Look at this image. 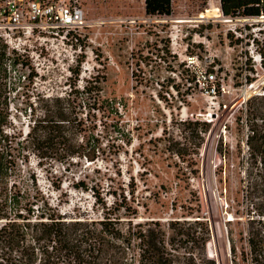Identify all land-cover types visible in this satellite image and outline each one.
<instances>
[{"label":"rangeland","instance_id":"rangeland-1","mask_svg":"<svg viewBox=\"0 0 264 264\" xmlns=\"http://www.w3.org/2000/svg\"><path fill=\"white\" fill-rule=\"evenodd\" d=\"M80 2L87 26L79 40H73L75 49L21 41L20 49L7 56L27 61L36 72L33 78L26 77L28 65L8 69V60L0 65V91H6L11 106V124L4 126L14 160L5 179L9 189L24 193L28 206L35 203L32 214H62L67 221L92 220L107 212L121 216L123 226L129 217L134 222L159 219L167 226L170 219L200 214L211 230L206 246L210 258L217 264H254L249 249L244 257L242 250L254 230L264 233V193L261 167L250 159L247 108L248 100L264 94V63L259 61L264 16L224 20L216 10L219 0H172L171 15L148 14L145 0ZM254 37L257 41L252 42ZM4 44L0 41V53ZM210 64H215V77L207 74ZM72 69H79V75ZM95 74L99 82L92 85L102 89L105 108L95 119L94 130L103 135L98 157L78 158L68 169L54 160L38 163L25 133L32 120L24 108L37 100L40 114L42 99L64 95L74 83L81 89L85 78ZM217 80L220 92L212 91ZM187 117L210 123L194 171L177 163L162 145L148 141L161 136L165 126L177 134L173 121ZM117 126L130 142L115 131ZM251 179L259 183L253 195L248 191ZM80 180L89 186L98 182L109 208L104 211L94 202L92 190L76 186ZM129 180L135 184L134 193ZM122 191L131 211L115 201Z\"/></svg>","mask_w":264,"mask_h":264},{"label":"trees","instance_id":"trees-1","mask_svg":"<svg viewBox=\"0 0 264 264\" xmlns=\"http://www.w3.org/2000/svg\"><path fill=\"white\" fill-rule=\"evenodd\" d=\"M219 3L223 15L229 18L264 16V0H219ZM145 9L151 15H171L172 0H145ZM255 41L256 37L252 39V42ZM167 46V52L171 53L170 41L167 42ZM260 54L264 63V51ZM5 60L13 65L29 64L21 57L7 56L6 49L0 53L1 66ZM214 66L215 64H210L207 73L214 74L216 71ZM249 69L253 71L252 66ZM72 72L76 76L79 75V69H72ZM34 75L36 72L32 70L29 76L33 78ZM90 77L85 78L86 82L81 84V89L74 83V88L70 92L42 99L40 114H37V100L31 102L28 108H24L25 112L29 110L32 120L27 135L30 137L31 148L38 158V163L49 159L59 162L68 169L73 160L78 158L94 160L98 157L103 135L95 132L94 127L97 128L95 119L96 113L105 112V108L102 105V89L98 85H92L93 82H99V74ZM253 79L247 76L248 82H252ZM213 91L220 92V81L215 82ZM1 94L3 99L0 98V264H217L214 257L210 258V254L207 255L206 246L210 243L211 230L208 222L200 214L193 215L192 219H170L167 226L159 219L134 222L130 217L123 226L124 220L121 216L107 212L100 214V218L92 220L83 218L68 221L63 219L62 214H44L43 211L32 214L35 212V203L32 202L28 206L25 194L20 190H10L5 181L14 160L7 149L5 142L8 139L4 132V126L11 124L8 118L11 106L6 91L1 90ZM78 94L82 96L80 102L77 100ZM85 97H94L93 102H87ZM255 98L264 100V94L248 100L247 142L252 164H259L262 170L260 190L264 193V104L253 105L252 100ZM86 108L88 110L85 111ZM92 122L95 126H92ZM173 123L179 129L177 134L169 132L165 126L161 130V136L154 138L151 136L148 141L157 147L162 145L164 152L178 159L177 163L186 164L194 171L196 157L204 143L205 134L209 131L210 123L188 117L175 119ZM117 127L115 131L121 133L123 140L130 142L131 139H126L128 133ZM32 180L35 181V177ZM128 184L132 187L129 191L134 193L135 184L130 180ZM258 184L256 179L249 181L250 194L256 193ZM75 185L92 190L94 202L102 204L104 211L109 208L101 195L98 182L89 186L80 180ZM115 201L119 207L131 211V205L123 191ZM22 205L25 208L22 209ZM261 231L254 230L249 234L248 247L242 250L244 257V253L247 254L249 249L254 257V264H264V233ZM131 249L135 251L132 255L129 253Z\"/></svg>","mask_w":264,"mask_h":264},{"label":"built area","instance_id":"built-area-1","mask_svg":"<svg viewBox=\"0 0 264 264\" xmlns=\"http://www.w3.org/2000/svg\"><path fill=\"white\" fill-rule=\"evenodd\" d=\"M86 26L85 9L80 0H0V41L5 43L6 53L20 49V42L29 40L74 48L73 40H79ZM259 61H262L260 53ZM11 65L8 62V69ZM31 71L28 64L26 77ZM207 74L214 77L212 73ZM28 132L29 125L25 129Z\"/></svg>","mask_w":264,"mask_h":264},{"label":"bare ground","instance_id":"bare-ground-1","mask_svg":"<svg viewBox=\"0 0 264 264\" xmlns=\"http://www.w3.org/2000/svg\"><path fill=\"white\" fill-rule=\"evenodd\" d=\"M216 10H219L220 12H222V10H221V8H220V6L219 7H216ZM179 20H182V19H179ZM224 20H230V18H224ZM226 251V250H225ZM209 255V254H208ZM211 256V255H210ZM221 256H222V254H221Z\"/></svg>","mask_w":264,"mask_h":264},{"label":"water","instance_id":"water-1","mask_svg":"<svg viewBox=\"0 0 264 264\" xmlns=\"http://www.w3.org/2000/svg\"><path fill=\"white\" fill-rule=\"evenodd\" d=\"M221 8V7H220ZM222 13H223V11H222ZM225 16V15H224ZM226 18H229V17H226Z\"/></svg>","mask_w":264,"mask_h":264}]
</instances>
